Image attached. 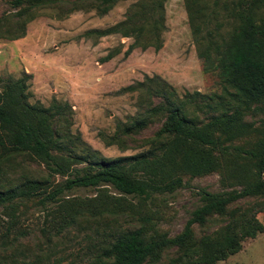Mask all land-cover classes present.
<instances>
[{
  "label": "trees",
  "instance_id": "16d2710c",
  "mask_svg": "<svg viewBox=\"0 0 264 264\" xmlns=\"http://www.w3.org/2000/svg\"><path fill=\"white\" fill-rule=\"evenodd\" d=\"M120 1L73 0L70 4L75 10L92 8L104 15ZM134 1L124 21L93 32L100 37L134 38L126 56L138 48L160 50L166 31L167 0ZM210 1L185 0V4L199 57L205 71L221 80L223 96L195 92L180 98L165 82L151 85L160 82L149 77L126 87L129 92H146L150 102L121 128V134L132 138L151 125H160L150 149L139 156L99 160L90 153L79 154L78 142L69 131L67 104L32 103L28 74L0 79V163L13 165L18 157L29 158L43 163L51 176L64 178L51 183L27 177L0 189V209L11 211L10 220L1 224L6 233L1 234L0 252L10 251L20 238L28 237L22 231L9 240L23 207L33 201L50 217L43 228L49 244L81 220L104 221L96 230L97 254L91 264H217L240 252L246 239L264 231L254 206L248 208L245 202L264 199V117L258 126L248 120L264 115V0H214L211 6ZM59 2L14 0L13 4L41 8ZM28 11L23 8L18 15ZM227 24L232 28L224 30ZM114 55L108 54L105 60ZM154 98L160 101L155 103ZM251 134L257 137L253 143L237 144ZM120 139L118 134L115 141ZM216 171L224 174L229 189L200 191L201 205L181 233L149 235L143 227L113 226L118 217L129 222L133 209L127 198L146 201L184 187L188 175ZM109 187L124 199L111 196ZM90 188L100 191L95 199H71L73 191ZM195 227L204 229V234L198 236Z\"/></svg>",
  "mask_w": 264,
  "mask_h": 264
},
{
  "label": "rangeland",
  "instance_id": "374dc122",
  "mask_svg": "<svg viewBox=\"0 0 264 264\" xmlns=\"http://www.w3.org/2000/svg\"><path fill=\"white\" fill-rule=\"evenodd\" d=\"M72 1L60 0L56 5L41 8L30 5L18 8L14 0H0V79H18L28 74L32 103L46 107L53 102L67 104L69 131L78 142L79 154L114 160L136 157L150 149L149 142L159 124L132 138L121 134V128L137 118L150 102L146 92H129L125 88L148 77L160 82L150 83L154 87L164 82L169 84L180 98L195 92L223 96L221 80L216 73L205 71L204 61L199 57L185 0L166 1V31L160 50L138 48L128 56L126 52L134 38L121 34L100 37L93 32L124 21L134 0H122L104 15L92 8L72 9ZM213 1L209 2L210 6ZM23 8L30 11L20 17L18 12ZM231 28L227 24L224 30ZM110 53L115 55L106 61ZM1 87L0 83V92ZM262 117L256 115L248 120L258 126ZM118 134L121 139L115 141ZM256 139L251 134L237 144H251ZM223 176L219 171L188 175L185 186L174 192L157 194L146 201L129 197L127 201L133 209L129 222L118 217L113 226L143 227L149 235L158 232L173 237L183 231L191 213L201 205L200 191L218 193L229 189V182ZM27 177L49 179L51 183L64 179L51 176L43 163L29 158L18 157L13 165L0 163V189L14 186ZM106 190L111 196L124 199L113 188ZM99 194L96 188L78 189L72 192L71 199H95ZM35 202H27L23 207L24 214L19 216L18 228L9 240L18 238L22 231L28 237L20 238L10 251L0 252V264H91L97 254L96 230L104 221L81 220L49 244L43 228L49 225L50 217ZM245 202L248 208L254 206L253 213L264 227V204H261L264 199ZM10 212L0 209V238L6 233L1 224L10 220ZM195 230L198 236L204 234L200 227ZM217 264H264V231L246 239L240 252Z\"/></svg>",
  "mask_w": 264,
  "mask_h": 264
}]
</instances>
